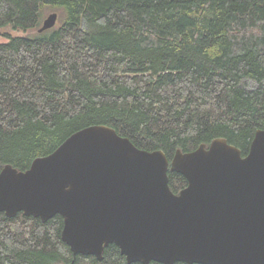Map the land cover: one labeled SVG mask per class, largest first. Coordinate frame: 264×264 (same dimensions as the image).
I'll return each instance as SVG.
<instances>
[{
    "label": "trees",
    "instance_id": "16d2710c",
    "mask_svg": "<svg viewBox=\"0 0 264 264\" xmlns=\"http://www.w3.org/2000/svg\"><path fill=\"white\" fill-rule=\"evenodd\" d=\"M48 9L60 23L40 32ZM10 25L37 32L0 43V171L93 124L170 160L216 137L247 155L264 128V0H0ZM169 178L176 193L188 184ZM63 227L0 212V264H143L116 244L102 260L74 254Z\"/></svg>",
    "mask_w": 264,
    "mask_h": 264
},
{
    "label": "water",
    "instance_id": "95a60500",
    "mask_svg": "<svg viewBox=\"0 0 264 264\" xmlns=\"http://www.w3.org/2000/svg\"><path fill=\"white\" fill-rule=\"evenodd\" d=\"M57 21L51 12L39 31ZM170 170L188 181L179 193ZM0 212L44 222L60 214L73 253L100 260L116 244L129 263L264 264V128L247 155L216 137L170 160L110 125H89L26 170L6 164Z\"/></svg>",
    "mask_w": 264,
    "mask_h": 264
},
{
    "label": "rangeland",
    "instance_id": "374dc122",
    "mask_svg": "<svg viewBox=\"0 0 264 264\" xmlns=\"http://www.w3.org/2000/svg\"><path fill=\"white\" fill-rule=\"evenodd\" d=\"M57 12L58 13V21L57 24L60 23V18L62 16V10L60 9H48L45 14V18L51 13V12ZM37 30H19L15 29L14 27L10 26H5L0 29V43H5L8 41L9 36H24V35H32L35 34ZM245 86H247L249 89H253L257 87L258 83L254 79H245L244 80ZM62 264V263H60Z\"/></svg>",
    "mask_w": 264,
    "mask_h": 264
}]
</instances>
